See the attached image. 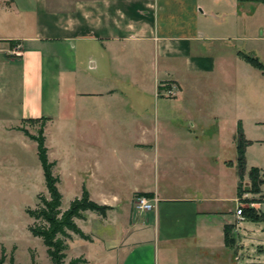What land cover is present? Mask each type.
<instances>
[{"label": "crops", "instance_id": "crops-1", "mask_svg": "<svg viewBox=\"0 0 264 264\" xmlns=\"http://www.w3.org/2000/svg\"><path fill=\"white\" fill-rule=\"evenodd\" d=\"M72 111L92 126L76 128L75 143L61 146L74 145L73 174L107 209L74 218L85 237L72 233L66 262L264 264V218L238 221L237 185L227 194L221 182L226 168L237 167L238 123L251 141L243 177L256 167L264 180V164H248L249 150L264 145L257 135L264 127V0H0V167H21L0 176V198L30 186L25 150L34 140L18 128L46 118L47 130ZM182 114L203 126L179 128ZM98 120L103 129L93 127ZM114 121L120 138L109 128ZM114 148L138 152L118 162L116 182L100 153ZM47 157L60 166L48 148ZM136 193L156 199L154 207L135 210Z\"/></svg>", "mask_w": 264, "mask_h": 264}, {"label": "rangeland", "instance_id": "rangeland-1", "mask_svg": "<svg viewBox=\"0 0 264 264\" xmlns=\"http://www.w3.org/2000/svg\"><path fill=\"white\" fill-rule=\"evenodd\" d=\"M171 96V95H170ZM173 96V95H172ZM153 107V106H152ZM153 109V108H151ZM71 116H62L54 119V121L50 122L47 130L46 124L44 126V131L46 130L45 136L46 139V146L48 148V156L50 160L58 159L60 162V166L58 163L55 162V166L53 168V172L60 178L58 183V188L62 193V203L60 208L65 210L70 201L78 196L81 192L82 182L78 181L79 177L75 176L72 170H76L75 167V158L74 155V145L70 149L63 148L64 140H67L71 145L75 143L76 136V128L80 127H91L92 125L89 122H83L82 118L78 117L75 114V111L67 112ZM199 118L197 116L188 117L186 115H180L179 119L177 120V125L179 128L191 131V133H196L200 128L203 126L198 121ZM42 119H37L36 122L30 123L25 122L23 123V127H25L29 133L36 134L37 130L40 128ZM102 121L98 120V125L93 124V127L98 126L99 128L103 129V126L100 124ZM174 123V121H173ZM212 128V125H208ZM109 128L113 131L116 130L114 133V138H120L119 129L117 128V122H110ZM224 134L225 139L231 137V127L228 122L224 124ZM251 135V134H250ZM253 135V134H252ZM256 135V134H254ZM260 137L264 136V127L261 130ZM201 140L207 139V135L199 136ZM228 143V141H227ZM230 146V141H229ZM231 149L227 150V153H230ZM101 153V158L103 161L109 162L106 168H103L104 171H108L107 173L111 176L116 182L122 177V173L120 171V163L122 161H126L127 159L134 158L138 152L136 151H127L124 149L114 148V150L109 151L107 157L103 156V152ZM25 157L27 158L28 162H24L25 168L29 171L31 176L30 186L28 191L24 193L10 194L11 197L9 198H0V211L3 212L2 219L3 221L0 222V241L4 243L5 246L0 245V253L1 248L4 250L5 260L4 264H31V258L33 256L32 264H51V261L46 252V246L43 244L40 238H32L30 233L28 236L23 234V229L26 226V221H29L28 215L23 211L22 208L28 207L30 209H35L38 205H40L39 196L43 195L48 197V193L46 190L44 177L41 169V164L37 158L36 153V142L31 141L28 143L26 150H25ZM249 157L250 161L248 162L249 165H256V164H264V145H258L252 147L249 150ZM12 158V157H11ZM90 161V162H89ZM91 159L86 160L84 162L85 165L91 164ZM207 162H199V166H206ZM83 167V166H82ZM21 170L20 165L16 162H3V166L0 167V176L5 178L14 177L16 172ZM213 170V169H211ZM217 174L221 171V174L224 172L223 165L221 169H219L218 165L215 166L214 169ZM228 170V171H227ZM237 167L232 169L226 168L225 171V181L222 179V185H225V190L227 194L232 192V189L235 190L237 181L239 179L237 175ZM232 172V173H231ZM234 174V176L232 175ZM78 177V178H77ZM233 178L235 179L233 183ZM85 179V176H83ZM115 185V183H113ZM168 183V182H167ZM233 183V184H232ZM250 180L248 177V173L242 178L241 186L242 188L249 187ZM162 186L163 184L160 183ZM208 186L206 182L203 183V186ZM262 185V184H261ZM260 185V186H261ZM261 192L264 193V187ZM260 193V192H259ZM250 194H252L250 192ZM255 194V193H254ZM253 195V194H252ZM250 195V196H252ZM135 194L132 197V202L134 201ZM231 204V203H228ZM31 222L28 225L29 227L34 223L38 224L41 221L38 219H34L31 217ZM14 228V229H13ZM25 231L28 232L27 228ZM24 231V232H25ZM72 236V232H70ZM30 246V250H29ZM70 252H68L69 254ZM31 255V258H30ZM13 257V261L10 262V258ZM65 261V260H64ZM67 262L65 261V264Z\"/></svg>", "mask_w": 264, "mask_h": 264}, {"label": "trees", "instance_id": "trees-1", "mask_svg": "<svg viewBox=\"0 0 264 264\" xmlns=\"http://www.w3.org/2000/svg\"><path fill=\"white\" fill-rule=\"evenodd\" d=\"M246 59L256 65L261 66L256 58L251 56H246ZM43 120L41 122L40 128L37 130L36 134H31L29 131L21 126L18 129L21 130L26 136L34 140L37 145V154L40 160V164L43 171L44 182L48 197L43 195L39 196L40 205L35 209L27 208V214L35 219H39L41 222L38 224H32L29 227L30 233L34 237H38L42 240L43 244L46 246L47 255L51 261V264H65L66 250L68 248L67 240L71 238V234L75 233L82 237L84 234L78 229L74 222V218L79 217L82 211L94 210L99 213H104L107 209L105 205H99L89 198V193L84 186H82L81 195L71 201L69 207L62 211L60 206L62 203V193L58 188L59 177L54 174L53 168L55 162H51L47 157V147L45 146V135L44 126L47 121L46 118H40ZM27 122L34 123L37 119H28ZM251 141L244 137L242 127L238 123L237 128V171L239 181L237 184V196H240L244 191L251 193H259L260 185L264 183V180L259 175V170L256 167H252L248 173L250 180L249 187L242 188L241 180L244 175L245 170V148ZM135 195H145L143 193H136ZM251 199H246L245 202H250ZM245 219L251 221H260L264 218L263 214H257L252 208L245 207L242 210ZM230 225L224 226V239L227 245L233 241L230 237ZM4 249L1 248L0 253V264L4 263L5 255ZM33 260V256H32ZM13 261V257L10 258V262ZM82 258L70 259L66 264H80Z\"/></svg>", "mask_w": 264, "mask_h": 264}, {"label": "built area", "instance_id": "built-area-1", "mask_svg": "<svg viewBox=\"0 0 264 264\" xmlns=\"http://www.w3.org/2000/svg\"><path fill=\"white\" fill-rule=\"evenodd\" d=\"M176 91V88L170 87L166 90V94L172 96L176 94ZM252 194H250V192L244 191L240 196H237L235 216L238 221L245 218L242 213V210L245 207L252 208L257 214H264V193ZM246 199H251V201L246 203ZM155 201L156 199L147 197L145 195H135L132 205L135 210L144 212L151 210L154 207Z\"/></svg>", "mask_w": 264, "mask_h": 264}]
</instances>
